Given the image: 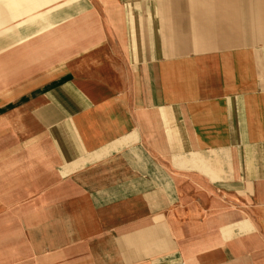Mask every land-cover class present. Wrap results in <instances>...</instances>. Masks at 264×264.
Wrapping results in <instances>:
<instances>
[{
    "label": "crops",
    "instance_id": "crops-1",
    "mask_svg": "<svg viewBox=\"0 0 264 264\" xmlns=\"http://www.w3.org/2000/svg\"><path fill=\"white\" fill-rule=\"evenodd\" d=\"M0 264H264V0H0Z\"/></svg>",
    "mask_w": 264,
    "mask_h": 264
}]
</instances>
